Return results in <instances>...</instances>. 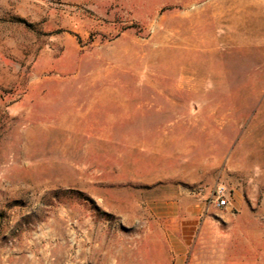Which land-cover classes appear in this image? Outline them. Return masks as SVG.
Here are the masks:
<instances>
[{"label":"rangeland","instance_id":"rangeland-1","mask_svg":"<svg viewBox=\"0 0 264 264\" xmlns=\"http://www.w3.org/2000/svg\"><path fill=\"white\" fill-rule=\"evenodd\" d=\"M218 188L264 212V0H0V264H209Z\"/></svg>","mask_w":264,"mask_h":264},{"label":"crops","instance_id":"crops-1","mask_svg":"<svg viewBox=\"0 0 264 264\" xmlns=\"http://www.w3.org/2000/svg\"><path fill=\"white\" fill-rule=\"evenodd\" d=\"M234 207L235 214L227 207L219 214L193 213L188 224L182 220V230L185 224L198 230L194 248H209V264H264V212L251 211L239 201ZM184 243L170 240L171 248H185Z\"/></svg>","mask_w":264,"mask_h":264},{"label":"built area","instance_id":"built-area-1","mask_svg":"<svg viewBox=\"0 0 264 264\" xmlns=\"http://www.w3.org/2000/svg\"><path fill=\"white\" fill-rule=\"evenodd\" d=\"M214 195L217 197V203L216 206L221 207H227L228 202L226 199H224V188H218L214 190Z\"/></svg>","mask_w":264,"mask_h":264}]
</instances>
